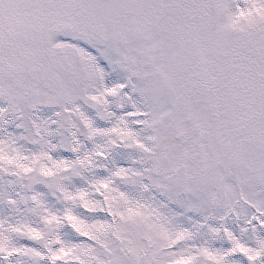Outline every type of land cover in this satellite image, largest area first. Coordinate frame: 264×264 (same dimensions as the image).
I'll list each match as a JSON object with an SVG mask.
<instances>
[{
    "label": "snow or ice",
    "instance_id": "1",
    "mask_svg": "<svg viewBox=\"0 0 264 264\" xmlns=\"http://www.w3.org/2000/svg\"><path fill=\"white\" fill-rule=\"evenodd\" d=\"M0 264H264V0H0Z\"/></svg>",
    "mask_w": 264,
    "mask_h": 264
}]
</instances>
